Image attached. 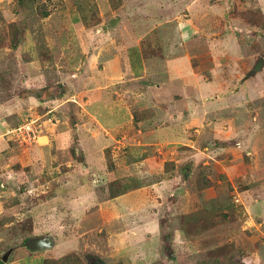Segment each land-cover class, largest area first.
I'll list each match as a JSON object with an SVG mask.
<instances>
[{
	"label": "rangeland",
	"instance_id": "rangeland-1",
	"mask_svg": "<svg viewBox=\"0 0 264 264\" xmlns=\"http://www.w3.org/2000/svg\"><path fill=\"white\" fill-rule=\"evenodd\" d=\"M247 11H253L251 21L243 15ZM260 11L264 17V0H0V264H90L93 257L106 264H260L264 212L258 213L260 226L253 207H246L253 199L246 189L249 177L264 168ZM152 58L185 59L200 79L191 82L198 89L189 88L175 73L170 95L149 88L150 81L139 87L113 74L103 93V99H112L110 114L122 121L110 130L125 136L117 142L122 146L118 155L125 156L128 147L123 146L136 138L134 109L140 113L144 103L160 107L158 96L168 94L173 118L184 123L176 134L180 142L152 150L155 177L173 174V159L186 167L184 177L161 202L147 188L140 200L149 208L144 212L151 211L146 223L150 236L139 232L129 238L122 232L130 220L138 227L135 197L121 208L114 201L106 208L108 193L99 190L89 202L93 174L80 169L79 180L76 170L66 171L73 166L69 162L83 158L76 157L80 150L73 142L60 143V137L54 144L51 140L61 119L70 117L71 105L76 118L88 114L86 103L92 85L97 86L90 69L109 60L104 65H115L111 72L138 76L139 64L148 65ZM259 62L263 65L256 70ZM159 65L160 77L167 81L166 64ZM182 99H190L191 106ZM137 101L138 106L131 105ZM29 120L42 126L41 135L51 134L49 142L47 137L33 144L15 140L10 130ZM253 136L259 147L253 146ZM46 143L51 149L42 154L39 147ZM262 177L255 182L264 194ZM91 205L101 209L102 219L86 214ZM114 210L127 215L120 219ZM159 219L162 231L157 235ZM48 235L55 246L37 247ZM64 257L68 260L61 261Z\"/></svg>",
	"mask_w": 264,
	"mask_h": 264
},
{
	"label": "crops",
	"instance_id": "crops-1",
	"mask_svg": "<svg viewBox=\"0 0 264 264\" xmlns=\"http://www.w3.org/2000/svg\"><path fill=\"white\" fill-rule=\"evenodd\" d=\"M166 59L152 58V60H150L148 64L149 68L146 62H144L143 65L139 64L141 67L138 68V76L137 75L135 76V74L126 75V72L122 70H118V72L116 71L111 72L112 68H115V65L113 64L110 65V63H108V65H104L107 61L110 62L109 60H107L104 64H102V68L99 67V69L98 70L96 69L94 72H92V69H90L89 77L91 78V80H93V83H95L97 86L94 87V85H92L93 90L90 93L91 97L88 103H86L88 114L84 117L80 116L76 118L73 115L74 113L72 110L73 106L71 105L69 109L70 117H65L64 119H61L60 124H57L58 126L56 127L57 128L56 133L53 134L54 139L51 140L53 141L54 144V142L58 139V137H60V143H61V139L68 142L66 143V145L73 142L76 145V149L78 151L80 150V152H77L76 157L82 156L83 158L80 159L78 164L74 163L73 161L69 162V165H73V166L72 167L70 166L69 169H67L66 171H68L69 173H73L76 170L78 172L77 176L79 180H81L82 179L81 177L83 176L80 169H84V171L90 170L89 173L91 175L93 174L92 176L94 177L95 183H91L92 186L90 188V195L87 197L89 202L93 200V196H92L93 192L95 191L99 192V190L101 192H104L106 190V193H108L109 195V197L107 195L108 199L107 197L103 199L104 203H106V208L111 207L112 201L118 203V205L116 206L121 208L120 206L122 204L125 205V203H127L126 201L127 198L129 197L132 198V196L135 197L136 199L135 204L136 206H138V207H134L135 211H138V227L135 225L134 220H130L132 224H129L128 227H126L125 230L122 232L129 238L130 235L132 234L137 236L139 232H144L146 234L150 233L146 231V223L151 220L148 219V216L151 215L150 214L151 211L144 212V210L146 209L149 210V208H145L141 206L142 204H144L145 200L142 201L140 200L141 198L146 197L144 195V192L147 191V188L150 189V191L152 190L154 195L156 196V199L161 202L160 197H164V195L167 194L168 195L171 194L172 196L173 185H179L184 177L182 175L185 173L186 167L182 168L181 167L182 164H179L177 161L178 159L177 160L173 159L175 161L176 169L174 170L173 174L170 173L168 177L166 176L165 178L158 179L157 177L154 176L155 171L152 172L154 166H156L155 161L152 160L153 159L152 157L155 155V153H153L152 150L158 151L157 144H163L164 142H175V140L180 142L181 140V138L179 137L180 135L178 136L176 134L182 133V126L184 123L177 122V120L173 118L169 106L170 101L168 94H166V96H168V99L165 95H162L161 97L158 96L157 100L162 101L160 107L158 108L153 107V104L151 103L149 106H145V104L147 103H144V108L141 109L139 113V115L143 116V118L141 120L136 121V118L134 117L135 118L134 119L132 117L133 134H135L136 137L134 138L135 141L132 140L131 145L123 146L124 148L128 147L126 148L128 150L126 151L124 150L126 154L125 156L118 155L117 147L119 148L118 152H120L122 146H117V142L122 143V139L125 136L117 137L115 135L110 134L111 132L110 130L115 129L117 126L121 125L122 121L117 117L114 118L112 114H110L112 99L111 98L110 100L105 98L103 99L102 96L105 90L109 89V87L111 86L110 82L111 79L113 78L112 76L113 74L114 75L117 74L118 77L122 78L120 82L125 81L126 83L130 82V84L136 83L139 85L140 82L150 81L151 84L147 85L149 88L153 87L156 90L161 91L160 93L170 92L171 95L172 92L168 88H170L169 86H172V83L175 81V79L173 78L176 77L175 73H177L179 74L178 77L180 78L183 77L182 79L186 81L185 83L186 87L190 88L191 86H193L195 87V89L196 88L198 89V84L197 83L191 84V82L198 81L199 83L200 78L197 77L198 75L196 73L192 74L193 71L192 69H190L187 60L184 59L182 60V62L180 61L179 63H175V61H170L169 59L167 60ZM110 60L113 61V59ZM158 61L159 62L163 61V63L166 64V72L170 73L171 76V77L169 76L170 78L167 81L162 80L160 77V75H162V71L160 68L161 66H163V64L160 66ZM93 62L95 61L93 60ZM183 66H185L186 68L188 67L186 71H184L185 68ZM149 73H151V75H149ZM124 76H126L127 81L125 80V78H123ZM130 76L132 78H130ZM182 79H180V81ZM137 80L138 82H134ZM154 81H156L155 86H153ZM140 86L141 83L139 87ZM141 95L142 94H138L139 97H141ZM182 100L183 103L186 102L185 104L186 107L191 106V103H189L190 99H188L187 101H185V99ZM135 103H137L136 106H138V101L131 103V105ZM131 105L128 106V109L133 108ZM147 108H149V110H146ZM150 109L153 110L151 111ZM135 112H138V107L134 109V113ZM110 115L114 118V120L110 119ZM118 115H123L124 117L123 112L121 114L119 111ZM156 118L158 119L156 120ZM107 134L110 136H107ZM50 135H47L45 133V135H41L40 137L41 138L47 137L49 142V139H51ZM187 140L190 141L191 139L187 138ZM254 140L255 139L253 136L252 138L253 146L259 147L258 142ZM189 141L187 142L186 145H190ZM263 143H264V138H263ZM153 146L156 148H153ZM39 148L42 150V154H43L46 150L51 149V146H49V144L46 143L40 145ZM59 150L60 148L57 147L55 154L56 157L59 154ZM3 151H0V156L2 157H3L2 154ZM141 151L143 152L141 153ZM152 153L153 155L151 156ZM51 155L53 156L52 150H51ZM251 174L252 175L249 177V185H247L246 189L251 190V192L253 193V199L251 198V200L248 201L246 207L249 208L253 207L254 209L253 213L254 214L257 213L255 219L259 223L260 220L258 219L261 215L258 213L264 212V194L260 187L262 184L259 182V185L257 186L255 179L257 177L263 178L262 176H264V168H261L260 170L259 168H257V170H253ZM126 178H132L134 179L135 183H141V184L136 185L138 187L131 188L127 192L121 191L115 197H111L110 188L107 187L109 186V183ZM263 183H264V179H263ZM104 185L106 186L104 187ZM156 185L159 186V189L155 188ZM168 185H170L171 187L169 188ZM256 188L258 189L257 191L254 190ZM262 188H264V186H262ZM136 196H138V198H136ZM261 196L262 198L260 199ZM83 200L84 198L82 197V201ZM81 205L82 207H85L87 205L86 201L85 202L83 201ZM91 207L92 208L89 211H87L86 214H92V218H95L94 216L96 214L100 216L101 209L95 208L96 206L93 207L92 205ZM124 208L125 207H123V209ZM126 210H124L122 213L119 212L120 214H117L115 212L116 210H114V212L116 215H118L120 219H122L124 215H127ZM252 218L254 221L253 215ZM262 223H264V220ZM262 223H259V225L262 226ZM158 227H159L158 228L159 232L157 235H160L162 231L160 219L158 220ZM104 232H102V234ZM148 235L150 236V234ZM260 264H264V258H262Z\"/></svg>",
	"mask_w": 264,
	"mask_h": 264
},
{
	"label": "trees",
	"instance_id": "trees-1",
	"mask_svg": "<svg viewBox=\"0 0 264 264\" xmlns=\"http://www.w3.org/2000/svg\"><path fill=\"white\" fill-rule=\"evenodd\" d=\"M251 12L253 13V11H251ZM251 12H249V11L244 12L243 15L246 18H248V20H250V17L249 16H250ZM262 13L263 12L260 11V15L263 17ZM262 23H264V21ZM260 69H261V64H259L256 67V70H260ZM135 118H136V121H138V120H141L143 118V116H140L138 112H135ZM72 151L74 152L75 149H72ZM140 184L141 183H135L134 182V179H132V178H126V179H121V180H116V181L110 182L109 183V186H110L111 197H115L121 191L127 192V191H129V189L138 187L136 185H140ZM65 260H68V258L67 257H64V259L61 260V261H65ZM0 263H2V262H0ZM90 264H106V263L100 257H93L92 260H91V262H90ZM120 264H123V263H120Z\"/></svg>",
	"mask_w": 264,
	"mask_h": 264
},
{
	"label": "built area",
	"instance_id": "built-area-1",
	"mask_svg": "<svg viewBox=\"0 0 264 264\" xmlns=\"http://www.w3.org/2000/svg\"><path fill=\"white\" fill-rule=\"evenodd\" d=\"M42 132V126L37 123V120H29L10 130V133L15 136V140L21 144L36 143Z\"/></svg>",
	"mask_w": 264,
	"mask_h": 264
},
{
	"label": "water",
	"instance_id": "water-1",
	"mask_svg": "<svg viewBox=\"0 0 264 264\" xmlns=\"http://www.w3.org/2000/svg\"><path fill=\"white\" fill-rule=\"evenodd\" d=\"M115 21L112 20L111 23H114ZM109 23L107 26H104V28H108L109 26H111L112 24ZM259 64H261V66L263 65V62H259ZM37 247L42 248V249H46V248H51L55 246V238L52 235H48L42 239H39L37 241ZM8 256L4 257V260H7Z\"/></svg>",
	"mask_w": 264,
	"mask_h": 264
}]
</instances>
